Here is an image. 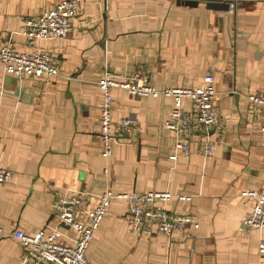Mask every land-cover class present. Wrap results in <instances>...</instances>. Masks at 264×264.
<instances>
[{
	"label": "crops",
	"instance_id": "obj_1",
	"mask_svg": "<svg viewBox=\"0 0 264 264\" xmlns=\"http://www.w3.org/2000/svg\"><path fill=\"white\" fill-rule=\"evenodd\" d=\"M58 1L0 0V42L12 39L29 52L44 48L60 68L55 78L18 79L0 61V166L13 172L0 185V227L29 235L57 228L72 245L77 234L54 212L64 197L89 193L79 205L88 211L108 188L189 194L191 201L174 197L167 207L199 227L171 236L136 235L127 202L113 199L87 257L94 264H264V228L243 223L254 201L241 194L264 190V118L247 98L264 91V0H231L236 8L229 10L209 9L207 0L196 6L83 0L70 36L28 45L22 19ZM108 71L137 75L158 89L199 87L212 75L224 130L194 134L187 154L177 147L178 134L164 126L172 98L116 89L114 120L134 123L103 157L99 82ZM208 139L216 145L210 156L200 152ZM24 250L14 236L0 235V264H21Z\"/></svg>",
	"mask_w": 264,
	"mask_h": 264
},
{
	"label": "built area",
	"instance_id": "obj_2",
	"mask_svg": "<svg viewBox=\"0 0 264 264\" xmlns=\"http://www.w3.org/2000/svg\"><path fill=\"white\" fill-rule=\"evenodd\" d=\"M83 0H60L44 9L39 14L22 19L21 35L25 36L28 45L34 47L39 40L65 38L74 31L73 19L79 15ZM232 9L236 3L231 2ZM0 61L5 73L21 79L23 75L38 78H55L60 75L56 58L44 48H36L33 52L17 49L12 39L0 42ZM214 77L207 75L205 84L199 87H165L158 89L150 81L137 75L105 72L99 82L103 93L100 103V139L102 155L107 158L112 154L113 145L123 133L128 132L130 118L117 123L113 117L114 90L124 89L133 96L169 97L174 101L171 116L164 126L175 131L181 141L178 149L190 152V139L194 134H209L213 130H224L221 123V111L216 105ZM250 106L264 118V91L247 96ZM186 101L192 103L191 109ZM264 133V125L262 126ZM204 143L200 152L210 156L216 149L215 143ZM106 172V170H105ZM13 172L0 166V185L12 179ZM242 195L250 197L253 207L243 217V223L250 228H264V190L243 189ZM89 193L81 192L72 197H64L54 207L60 225H66L77 234L72 245L64 244L57 228L45 229L35 235L24 231L7 232L0 227L1 236H14L25 247L21 264H94L87 257V251L100 227L113 199L120 198L127 202L129 227L138 236L161 234L171 236L176 232H184L188 227L198 228L199 224L188 214L173 213L168 202L176 197L180 202H189L192 196L170 192L150 191L147 193L115 194L110 188L100 196L98 204L88 211H81L79 205L84 203ZM259 253L264 256V239L260 240ZM163 264H170L165 262Z\"/></svg>",
	"mask_w": 264,
	"mask_h": 264
},
{
	"label": "water",
	"instance_id": "obj_3",
	"mask_svg": "<svg viewBox=\"0 0 264 264\" xmlns=\"http://www.w3.org/2000/svg\"><path fill=\"white\" fill-rule=\"evenodd\" d=\"M199 0H185V4L189 6L198 5ZM231 4V0H207L206 6L209 9L215 10H229ZM127 136L129 134L126 133ZM131 135V134H130Z\"/></svg>",
	"mask_w": 264,
	"mask_h": 264
}]
</instances>
